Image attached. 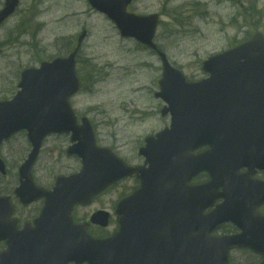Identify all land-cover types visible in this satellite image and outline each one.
<instances>
[{
	"label": "water",
	"instance_id": "95a60500",
	"mask_svg": "<svg viewBox=\"0 0 264 264\" xmlns=\"http://www.w3.org/2000/svg\"><path fill=\"white\" fill-rule=\"evenodd\" d=\"M131 1L90 0L117 24L122 36L134 37L154 48L158 15L129 14L127 6ZM17 2L7 0L6 8L0 12V23L14 11ZM74 56L44 62L39 69L25 70L19 84L22 90L13 100L0 102V143L20 130H27L34 144L22 167L26 180L17 194L24 204L41 194L47 199L35 226L26 224L19 230L12 218L14 207L10 198L0 197V241L6 240L7 244L0 252V264L72 261L144 264L142 257L146 253L145 238L151 233L150 224L154 218L162 219L165 211L200 212L218 197L225 199L217 207L218 211L250 209L253 199L250 193L254 189L259 190L255 205L264 203V183L250 186L237 173L245 163L264 164V36L256 35L247 43L207 59L203 69L210 77L198 83L187 82L182 72L174 69L161 54L164 73L160 81L162 92L158 96L169 103L163 115L170 111L172 123L171 129L146 139L147 145L141 153L148 157L150 168L143 171L129 167L125 170L122 161L109 148H96L87 119L83 126H75L69 103L80 86ZM182 125L185 134L180 132ZM70 130L75 131L73 139L79 140L74 148L83 158L81 172L62 179L54 192L33 194L29 172L43 137L52 131ZM202 145H209L211 149L197 156L190 154ZM202 170L210 172L211 181L190 188L188 181ZM0 171L4 172L1 159ZM125 174H137L142 185L119 204L120 230L103 240H94L85 232L75 233V227L80 226L72 222L73 207L89 203L94 195ZM219 187H224L223 193H217ZM106 220L107 216L102 213L94 217V221L104 225ZM210 230L209 222H205L195 236L184 226L182 264L202 261L197 258V239L207 243L211 257L217 258L221 253L225 256L234 241L209 240ZM207 247L200 248L202 254ZM164 249L160 245L159 253ZM101 250L102 258L98 253ZM207 264H221V261Z\"/></svg>",
	"mask_w": 264,
	"mask_h": 264
},
{
	"label": "rangeland",
	"instance_id": "374dc122",
	"mask_svg": "<svg viewBox=\"0 0 264 264\" xmlns=\"http://www.w3.org/2000/svg\"><path fill=\"white\" fill-rule=\"evenodd\" d=\"M76 1L21 0L16 14L0 26V100L15 95L24 68L51 60L86 29L88 36L77 65L82 88L72 99L74 109L89 115L102 145L139 159L137 148L145 137L170 123V116L160 114L164 102L154 95L159 90L161 60L139 43L121 38L105 15L93 13L92 21L73 17V12L81 18L86 12L89 17L87 3V8H81L75 6ZM36 2L40 10L34 8ZM39 11L45 13L36 17ZM131 11L160 14L158 46L189 81L208 76L201 63L209 56L256 33L264 34V0H136ZM78 22L86 24L78 26ZM8 148L2 151L10 154ZM119 192L104 194L100 207L111 213ZM31 210L32 217L35 210ZM115 227L113 223L108 231L112 233Z\"/></svg>",
	"mask_w": 264,
	"mask_h": 264
},
{
	"label": "flooded vegetation",
	"instance_id": "af4514ba",
	"mask_svg": "<svg viewBox=\"0 0 264 264\" xmlns=\"http://www.w3.org/2000/svg\"><path fill=\"white\" fill-rule=\"evenodd\" d=\"M3 3L5 2L1 0L0 4ZM44 13L43 11V14ZM83 21L86 20L84 19ZM73 50L74 47H72V42L66 43L62 46V50L57 56H67ZM80 55L81 51H79L77 55L78 60ZM97 143L100 145L98 140ZM70 145V134L51 135L44 140L38 160L32 168V178L38 187L52 191L58 177L78 171L81 165V159L76 155H68L67 150ZM4 147H9L10 154H5L2 151ZM30 149L31 145L28 141L26 132H19L17 135L3 142L0 146V157L4 160L5 164V172L0 174V194L12 198V202L15 206L14 217L18 219L20 227L26 222H32L40 214L45 201L44 199H40L30 205L24 206L18 201L14 194L16 187L20 184V166L28 157ZM205 150H207V148H201L195 151V153L198 154ZM119 154L130 165L141 166L143 163L140 158L129 157L121 152ZM239 173L250 186L264 183V168L243 167L240 169ZM210 180L211 175L208 171H200L191 178L189 185L198 186ZM139 186L140 181L138 178H125L115 185L114 189H120L118 197L124 198L132 194ZM222 190L223 188H219L218 191ZM250 195L253 197L250 209L214 211L217 215V220L210 225L213 226L214 229L209 236L213 239L233 237L245 243L244 245L232 247L228 251V259L224 264H261L264 260V203L258 204L257 206L255 205L257 201L256 195L259 196V190L254 189ZM101 197L102 194L96 196L89 206H76L72 212V218L75 223H88L87 230L93 237L103 236V228L100 225L89 222L91 216L96 211L104 210L100 207L101 203L99 204ZM221 201L222 199L219 198L216 200L215 204ZM32 207L35 210V215L31 217L33 214L31 210ZM92 207L94 208L91 210ZM115 210L116 207H114L110 213V222L111 225L114 223L118 229ZM212 212V209H208L204 210L202 214L209 215ZM169 224V220H164L161 224L155 222L153 233H149L145 238V264H150L152 261L148 248L150 246L159 248L161 242L166 245L168 244L171 249L173 248V244L175 245L174 253L172 251L168 259H163L165 264H167V262L178 264V261H181V252L179 254L177 246L179 240H182L181 232L179 233L183 225L182 213L176 214L174 232L169 231ZM116 228L115 231L117 230ZM160 260L161 258L159 257L158 251H156L153 261L157 264Z\"/></svg>",
	"mask_w": 264,
	"mask_h": 264
}]
</instances>
